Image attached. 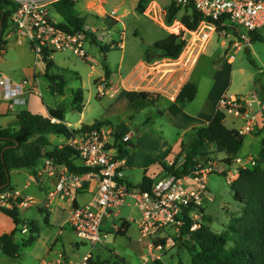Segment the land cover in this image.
<instances>
[{"label":"rangeland","instance_id":"1","mask_svg":"<svg viewBox=\"0 0 264 264\" xmlns=\"http://www.w3.org/2000/svg\"><path fill=\"white\" fill-rule=\"evenodd\" d=\"M171 1H149L145 7V16L130 9L131 5L127 4V1L120 5V0H108L105 4L107 12L115 7H117V15L123 12V8L130 10V14L124 17V26L118 22L120 24L115 26L116 28L111 34L114 39L118 40L119 34L123 32V48L111 47L108 43L109 34L104 33V40L84 43L88 60L69 51L55 52L53 55L55 65L49 73L61 76L65 80V86L63 94H59L52 88H47V85L50 84L49 81L45 77H41L39 85L44 101L52 106H63L65 119L70 122L72 127L74 125L80 127L84 124L95 127H111L115 131H117L116 127L125 128L134 135L136 129L154 123L168 137L172 135L173 127L157 115L155 105L140 100L130 103L125 96L124 88L118 84L121 80H127L135 62L139 58L145 57L147 49L152 51L151 44L163 38L165 34H179L184 38L186 40L185 50H182L179 57L181 55L184 58L189 57L191 46L195 44L194 30H188L181 23L182 17L189 13L188 6L181 5L178 0H175L179 4V11L168 22L167 8ZM132 3L135 1L133 0ZM52 10L51 7L49 14L55 18ZM134 30L137 31V34H134ZM258 32L260 38L251 41L249 46L239 50L232 63L227 62L226 51L220 45L221 38L218 33H213L206 44L203 42L196 46L193 59L199 58L190 69V79L199 83V93L202 91V98L208 94L207 102L209 104L214 102L216 97L223 92L248 95L249 92L256 91L264 106V26ZM187 33H190V36H187ZM18 40L20 44H17ZM156 52L160 54L158 51ZM32 59L33 54L28 39L23 36L10 37L0 52V72L15 79L14 72L27 64L29 65ZM103 67L110 71L113 89L116 88L112 93L110 91L111 94L98 96L96 82L104 76ZM141 75L140 68L131 74L127 82H130L131 79L132 81L129 85H125L127 91L134 90L133 88H143L141 84L145 80ZM117 78L120 81L117 82ZM76 89L83 91L84 106L81 113L71 106V94ZM160 106L164 107L162 103L159 104ZM148 117L151 118L150 123L146 122ZM100 122L103 124L101 125ZM224 124L228 128L238 127L241 125V120L226 113ZM263 138V128H255L251 133L244 136L239 154L244 160L251 159L254 161V164L250 166L258 164V160L262 158L261 150L264 161ZM61 140L62 135H56L48 147L54 148ZM210 150V154L201 156L197 162L202 165L215 164V170L205 179L207 194L203 200V209L209 218V226L215 232H220L228 223L229 216L241 214L242 206L233 199L230 188V181L235 178L237 173L231 169L223 170L224 165L227 164L225 163L226 155L217 152L214 146ZM235 156H232V162ZM232 168L238 167L232 163ZM10 178L11 185L19 187L22 184V175L13 172ZM107 213L109 214V217L106 218L108 234L105 244H91L88 241L80 240L70 231L63 233L64 237H69L71 242H75L79 246L78 251H73L69 242H63V249L70 259L77 262L83 256L82 254L91 252L94 258L97 257L103 262L107 261L108 264H152L153 260H150L137 229L135 221L139 217V212L132 200L126 199L117 208H107ZM18 215L22 220H34L39 226V232L36 235V240L30 244L25 242L30 234L29 229L25 233L16 232L15 241L19 245L18 254L15 258H9L0 251V264H40L42 260H51L52 254H46L49 241L56 232V228L44 224L43 213L37 210L35 204L18 211ZM123 219L129 220L130 227L127 234L121 236L117 234V228ZM22 226L20 225L19 228ZM185 245L184 242H180L166 250L162 254V260L165 264H191L190 254ZM55 249H58L55 251L63 250L59 244Z\"/></svg>","mask_w":264,"mask_h":264},{"label":"built area","instance_id":"2","mask_svg":"<svg viewBox=\"0 0 264 264\" xmlns=\"http://www.w3.org/2000/svg\"><path fill=\"white\" fill-rule=\"evenodd\" d=\"M15 4L11 16L16 32L28 39L35 62L46 65L53 61L55 52H66L86 58L84 43L102 41L104 36L83 30L70 33L58 26L49 12L56 0H9ZM181 5L191 6L200 14L201 19L194 30L195 44L191 46L190 55L200 43L207 42L213 33H218L224 45L227 62L232 63L235 54L251 42L250 33L259 31L264 26V0H178ZM111 16L115 11L109 12ZM123 47L122 41L116 44ZM185 50V49H184ZM2 52V50H0ZM0 86L9 105L26 103V81L15 82L4 76ZM97 95L110 93V84L106 78L96 82ZM36 90V89H35ZM218 109L241 120L235 127L242 135L251 133L258 127L264 116V106L256 91L248 95L223 92L218 98ZM51 122H57L54 117ZM115 134H120V143L130 140L131 133L115 132L111 127H97L83 131L67 139L76 152L79 165L90 168L86 174H76L57 159L45 157L42 170L54 177L48 198H59L71 202L70 228L77 238L91 244H105L108 231L107 208H117L126 199H131L139 212L136 219L137 229L145 240V248L150 260L162 259V254L183 240L181 231L188 226L189 232L195 231L203 222V200L207 194L205 179L215 170V164L194 165L190 173L167 175L156 179L149 189L130 186L123 170V162L114 154ZM233 161L237 167L245 168L254 161L244 160L236 155ZM229 166L224 165L223 170ZM237 172V168L231 169ZM231 173V172H230ZM87 178L98 181L97 188L90 203L72 205L74 194ZM34 202L32 197H24L14 191L0 192V207L7 209L26 208ZM28 231L23 225L21 232ZM189 234L184 235L188 239ZM91 252L84 254L77 262L68 264H88ZM40 264H65L63 251H55L51 260H42Z\"/></svg>","mask_w":264,"mask_h":264},{"label":"trees","instance_id":"3","mask_svg":"<svg viewBox=\"0 0 264 264\" xmlns=\"http://www.w3.org/2000/svg\"><path fill=\"white\" fill-rule=\"evenodd\" d=\"M75 0H56L52 7L61 17L58 26L65 31L74 33L83 30L84 20L79 17L74 9ZM150 0H139L136 10L142 13ZM189 13L184 15L181 23L190 31L198 26L201 16L191 6L187 5ZM15 10V4L9 0H0V50L6 44L4 39L8 29H14L11 16ZM179 11V4L172 0L167 8V19L171 21ZM251 41L260 38L258 31L250 33ZM186 45V40L179 34L168 33L163 38L156 40L152 44V49L158 51L161 56L177 58ZM103 50V48H101ZM44 76L50 83L53 91L63 94L65 80L57 74H49L48 69L53 66V61L46 65ZM104 68V77L108 80L110 72ZM196 87L191 82H185L180 88L173 102H170L166 110L170 115L180 112L179 102L192 100L196 95ZM71 106L81 112L83 107V91L76 89L72 91ZM127 100L132 103L136 100L155 105L157 96L147 91H127ZM156 97V98H155ZM65 108L61 105L55 108H48V116L34 114L26 109L19 110L15 114L13 121L5 126H0V192L14 191L10 182V170L27 168L34 164L43 155L57 159L65 164L70 171L76 174H86L90 168L83 167L76 163L75 150L66 144L55 147L53 150L44 151L49 145V133L63 135L66 139L77 135L83 131L97 128L92 125H81L79 128H69L62 121L64 120ZM58 119V122H51L50 118ZM225 112L217 109L207 125L194 128L189 134L188 142L181 143L180 151L171 162L160 160L161 174L158 178L167 175H181L190 173L199 158L208 155L211 147L226 156L225 163L232 169V156L238 154L241 148L244 135L238 130L228 128L224 124ZM151 120L147 118L146 122ZM102 125L103 122H100ZM120 134H115L114 146L118 149L121 143L118 141ZM264 143V138H263ZM263 158V151H260ZM260 158L255 166L238 167L237 174L230 181L233 199L239 203L241 214L229 216L228 223L220 232H215L208 224L209 218L204 213L201 226L195 231L189 232L188 226H184L181 236L190 254L191 264H264V161ZM262 163V164H261ZM156 178V179H158ZM155 179V180H156ZM144 176L137 186L141 189H149L155 181ZM0 211L9 216L15 227L10 233L0 235V251L9 258H15L19 251V245L15 241L16 232L20 231L19 226L27 225L29 236L25 239L27 244L36 240L39 226L34 220H22L18 215V208L7 209L0 207ZM47 222V218L45 220ZM130 224L123 219L117 228V234L124 236ZM189 234L188 239H184L185 234ZM92 256V254H91ZM122 260V259H121ZM88 264H108L98 258L92 257ZM115 264V263H113ZM152 264H165L162 259L153 260Z\"/></svg>","mask_w":264,"mask_h":264},{"label":"crops","instance_id":"4","mask_svg":"<svg viewBox=\"0 0 264 264\" xmlns=\"http://www.w3.org/2000/svg\"><path fill=\"white\" fill-rule=\"evenodd\" d=\"M125 1H127V4L131 5L130 9L140 13L136 10V5L139 0H134L135 3H132L133 0H120V5L125 4ZM107 2L108 0H75L74 9L78 16L83 18V26L88 31L100 35H103L104 33L109 34V44H116L119 41H122L123 43V32L119 34L118 40L114 39L111 34H113L114 28H116L115 26H117V24L121 23L122 26H124V17L130 14V10L129 8H123V12L120 15H117V7H115L110 10L115 11V15L111 16L109 14L110 11L107 12L105 9V4ZM144 11L141 14L146 16ZM52 12H54V20L58 22L61 21V17L54 11V9ZM134 34H137L136 30H134ZM166 35L167 34H165V36ZM14 36L20 37L23 35H20L15 31V29L10 28L7 30L4 39L7 41L8 38ZM17 44H20L19 40L17 41ZM220 45L222 48H224L222 41H220ZM203 49L202 52L204 51ZM146 51L145 57L139 58L133 65V69L129 72L127 80H121V82L118 84L124 88L126 93L127 90L125 85H129L132 79L130 82L127 81L130 79L131 74L136 72L137 68H140V72L142 74L141 77H143L145 80L142 81L141 84L143 88H133L134 90L132 91H147L157 96L155 102V106L157 107V115L169 122V124L173 127L174 132L168 137L164 131L159 129L154 123H151V125H143L142 128L135 130L134 135L131 133L129 141L121 143L120 149H114V154L123 162V170L126 182L133 186L141 183L144 176H147L153 180L160 176V160L171 162L179 153L181 143L188 142L189 134L193 131V129L207 125L209 123L214 112L218 109V98L222 94L221 93L219 96H217L215 101L210 102L211 104H209L207 102L208 94H205V96L202 98V91L199 93V83L194 79H190V69L199 58L198 57L196 60L193 59V55H195L196 50L192 52V55H189V57L185 58L182 57V55L177 58H168L161 56L154 50L151 51L150 49H147ZM85 59L88 60L87 55ZM54 65L55 63L53 60V66ZM52 67L48 69V72ZM45 70L46 66L42 63L35 62L33 56V59L29 65L27 64L26 66L21 67L14 72L16 75L15 79L10 77L15 82H20L22 80L26 81L28 93L26 94V103L24 105H14L11 107L9 105V101L4 97L3 89L0 86L1 127L9 125L19 110L26 109L31 113L40 114L46 117L48 116V108H55L58 106L49 105L46 101H44L43 96L41 95L39 83L41 77H45ZM3 76L6 75L0 72V78ZM101 78L105 77L103 76ZM118 81H120L119 78H117V82ZM108 82L110 84V91L112 93V91H115L116 87L113 89L111 76H109ZM185 82H191L195 85L197 90L196 95L192 100H184L179 102L178 104L181 107L180 112L176 115H170L166 110V107L170 102L175 100L177 93ZM47 88H50V84L47 85ZM160 103H162L164 107H159ZM56 121L58 122V119H56ZM62 122L65 123L69 128H79L76 125L72 127L70 122L65 119V116ZM261 128L264 129V116L261 117L258 122L257 129ZM116 130L117 131L114 130L116 133H125L127 131L125 128L120 129L117 127ZM56 135L60 134H48L50 144H52ZM66 143L67 139L62 135V140L59 141L55 147H60ZM54 148L48 147L44 151H50ZM239 153L240 149L237 155H240ZM45 157L46 156L43 155L34 164L27 168L11 169L10 175L13 172L17 173V175H22L23 180L19 187L12 184L14 190L18 191L21 196L32 197L34 202L29 206L35 204L37 210L40 213H43L44 224L56 228V232L49 241V248L46 254H52L53 258L55 250H58L55 249V247L59 244L63 249L64 241L70 243L73 251H78L79 246L75 242H71L69 237L63 236V233L65 234L66 231L73 233L69 223L71 202L69 200H61L57 197L53 199L48 198L47 193L52 188L54 177L42 170ZM74 161L79 163L77 158H75ZM97 184V179L87 178L82 183L81 187L76 190L72 205H86L90 203L97 188ZM23 209L25 208H19L18 211ZM46 218L48 223H45ZM127 221L129 222V220ZM14 227L15 224L13 220L0 211V235L4 233H10ZM141 240L143 241V246L145 248V240L143 238H141ZM62 251L65 255V264H68L69 261L73 262L66 254L64 249Z\"/></svg>","mask_w":264,"mask_h":264},{"label":"water","instance_id":"5","mask_svg":"<svg viewBox=\"0 0 264 264\" xmlns=\"http://www.w3.org/2000/svg\"><path fill=\"white\" fill-rule=\"evenodd\" d=\"M187 36H190V33H187Z\"/></svg>","mask_w":264,"mask_h":264},{"label":"bare ground","instance_id":"6","mask_svg":"<svg viewBox=\"0 0 264 264\" xmlns=\"http://www.w3.org/2000/svg\"><path fill=\"white\" fill-rule=\"evenodd\" d=\"M193 36H195V34L193 33ZM184 54V53H183Z\"/></svg>","mask_w":264,"mask_h":264}]
</instances>
